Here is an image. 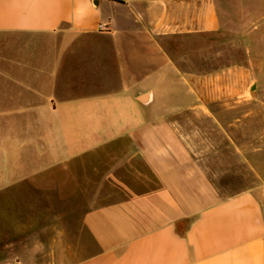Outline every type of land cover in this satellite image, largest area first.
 <instances>
[{"label": "crops", "instance_id": "obj_1", "mask_svg": "<svg viewBox=\"0 0 264 264\" xmlns=\"http://www.w3.org/2000/svg\"><path fill=\"white\" fill-rule=\"evenodd\" d=\"M220 1L0 0L2 249L49 248L54 264H264L263 198L216 186L228 126L209 110L260 83L264 17ZM227 24L217 68L201 40ZM78 194L96 203L73 249L53 201Z\"/></svg>", "mask_w": 264, "mask_h": 264}, {"label": "rangeland", "instance_id": "obj_2", "mask_svg": "<svg viewBox=\"0 0 264 264\" xmlns=\"http://www.w3.org/2000/svg\"><path fill=\"white\" fill-rule=\"evenodd\" d=\"M228 1L233 4V8H229V11L235 16L241 8L236 7L243 5V9L247 8L256 12L259 18L264 17V0H224L220 1V5L228 6ZM219 2V1H218ZM227 3V4H226ZM219 4V3H218ZM218 5V8H220ZM224 12L228 14V7ZM234 23V30L238 31L242 27L240 20L232 22ZM233 32V35L235 34ZM250 36V35H249ZM202 47H212L217 49V61L216 67L220 68L228 64V54H225V50H228V24L225 29H220L213 33L202 36ZM250 59H259L260 56L254 54ZM204 65H202V68ZM259 72L258 77L260 83H256L252 91H248L244 100L241 98V102L238 101L231 108H226L223 104H213L209 106V110L218 115L221 120L222 127L228 126V168L222 170L228 173L225 178L217 179V187H222L227 191L228 195L244 188L254 189L258 195L263 198L264 202V68L259 69V65L256 66ZM261 78H263L261 80ZM227 116V119L223 117ZM195 124H201V127L208 129L212 127V121L201 116L200 121H194ZM208 127V128H207ZM202 129V130H206ZM217 141L224 142V136L217 137ZM237 147H243L244 151L239 152L235 149ZM88 160H99L106 163L108 157L105 153L97 154L96 156H89ZM92 178H89V182L84 184L83 192L87 191L91 193L95 190L96 185L92 183ZM82 186V185H81ZM85 190V191H84ZM85 194H78L71 200H55L56 212H57V227L67 229V240L73 245V249L77 245L78 238L83 234L80 230L81 213L84 207L92 206L96 203L93 200H86ZM111 199H103L100 202H109ZM62 221V225H61ZM2 225L0 224V243L2 236H6L7 232H2ZM48 233L42 234V239L46 238ZM47 239V238H46ZM85 239V237H84ZM49 248H16V249H2L0 247V264H54V258L50 254ZM63 254H67L66 249H62ZM19 253L20 256L12 255ZM68 259V258H67ZM66 261V260H65ZM60 264V263H58ZM67 264V261L65 262Z\"/></svg>", "mask_w": 264, "mask_h": 264}, {"label": "water", "instance_id": "obj_3", "mask_svg": "<svg viewBox=\"0 0 264 264\" xmlns=\"http://www.w3.org/2000/svg\"><path fill=\"white\" fill-rule=\"evenodd\" d=\"M138 99L140 101L144 102V103L150 101V99H151V92L148 91V92L144 93L143 95L138 96Z\"/></svg>", "mask_w": 264, "mask_h": 264}]
</instances>
